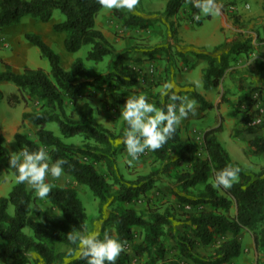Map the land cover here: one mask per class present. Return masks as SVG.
<instances>
[{
	"label": "trees",
	"instance_id": "16d2710c",
	"mask_svg": "<svg viewBox=\"0 0 264 264\" xmlns=\"http://www.w3.org/2000/svg\"><path fill=\"white\" fill-rule=\"evenodd\" d=\"M164 2L162 16L169 26H172L170 19L186 4L190 7L191 18L199 12L193 0ZM101 9L97 0H0V30L19 23L26 15L46 23L50 21L52 11L58 10L64 20L53 23L51 28L54 32L65 33V51L75 53L88 45L87 60L97 64L110 57L114 69H117L124 54L117 53L96 28L95 19ZM115 15L123 19L124 28L147 27V20L132 13L126 12L125 18L118 12ZM201 23V20L195 22L197 26ZM23 38L48 61L50 76L41 68L30 67L15 73L10 64L0 58L3 66L0 83H12L18 91L27 92L28 97L38 105V110L21 115L22 122H28L35 128L37 140L16 132L14 143L18 150L27 148L35 151L45 147L53 161L65 159L64 173L76 185L84 186L91 192L98 200L99 212L106 204L110 207L102 221V229L109 227L112 236L125 242V250L116 264H130L131 257L136 264H233L241 252L238 237L243 229L251 232L256 252L264 250V171L250 173L230 158L216 138L221 126L203 132V158L197 155L198 146L190 139L177 147L180 142L178 126L172 138L161 148L151 151L154 159L165 165V170L170 166L182 169L176 184L183 194L172 191V207L185 217L183 231L176 235L168 210L160 213L156 207H149L146 211L132 207L151 190L155 180L149 176H140L129 184L123 180L114 164L118 152L114 140L118 135L93 121L92 106L85 101L88 89L109 86L112 77L130 86L136 83L137 76L131 71L101 74L86 68L80 58L73 60L65 70L60 56L39 35L25 33ZM251 50V40L239 38L214 47L210 53H193L197 60L205 63L201 75L203 89H217L226 75L232 77L235 56ZM183 61L186 62V59ZM255 62L260 64L258 60ZM191 96L201 111L213 108L197 92L192 91ZM109 98L110 110L126 101L115 92ZM19 101L15 94L8 99L10 106ZM166 104V99L156 101L158 107ZM50 123L56 125L59 135L46 128ZM259 130L258 126L245 129L249 133ZM123 135L119 137L122 139ZM76 137H84L88 141L82 145L65 141ZM4 143L5 139L0 134V162L13 174L15 182L8 195L0 197V260L9 264H28L35 255L42 264H84L75 251L70 252L76 245L67 239V234L73 229L88 233L87 216L76 190L73 187H51L44 200L61 218L49 217L35 204L27 184L17 183L16 172L8 163L12 154ZM251 145L256 152L264 151V140L257 136ZM174 152L176 155L172 158ZM98 165H103L105 170H99ZM226 166L240 167L238 180L229 189L214 187L212 178L215 172ZM198 185L202 187L199 192L185 194ZM123 204L129 207H123ZM10 206L12 214L8 211ZM215 239L219 243L214 255L206 261L197 259L193 250L211 245ZM256 264H264V260H257Z\"/></svg>",
	"mask_w": 264,
	"mask_h": 264
},
{
	"label": "rangeland",
	"instance_id": "374dc122",
	"mask_svg": "<svg viewBox=\"0 0 264 264\" xmlns=\"http://www.w3.org/2000/svg\"><path fill=\"white\" fill-rule=\"evenodd\" d=\"M164 3V0H138L135 9L132 11L127 9L108 10L104 8L100 10L95 19L96 28L106 36V39L113 45L117 53L124 54V58L117 65V69H114L113 59L110 57H106L102 62L97 64L87 60L88 45L82 46L75 53L65 51L63 46V36H65V33L54 32L51 28L53 23L64 20L63 15L58 10L52 11L50 21L46 23L37 20L32 15H26L19 23L7 26L6 31L9 39L1 40L0 56L9 59L13 65L18 64L21 66L23 64L33 69L41 68L50 76L48 61L41 57L39 50L28 43L22 35L24 32L35 33L60 56L61 66L64 69L69 68L72 60L80 58L86 68L101 74H115V71L116 74L118 71L133 72L137 76V81L133 85L126 86L112 77L109 79V86L106 85L102 89H88L85 101L92 106L93 121L102 124L116 136L118 135L114 140V145L118 149L114 164L123 180L128 184L140 176H149L152 180H155L151 190L146 192L132 207L138 211H146L149 207H156L160 213L168 210L171 214L169 219L175 234L180 235L183 231L182 226L185 217L174 210V206L172 207V204H174L172 191L183 194L176 184V178L182 169L170 166L165 170V165L156 161L151 151H146L140 155L139 159L128 164L126 162L127 154L124 150V145L121 143V137H119L121 134H124L126 128V123L120 117V110L123 104H120L116 109H109L111 102L109 95L113 92L123 99H126L131 94L145 95L150 102L156 104V101L162 102L165 99L167 103L169 102L167 96L162 97L160 95L165 82L175 81L180 90L178 94L187 96L189 99H193L191 96V92L193 91L191 86L196 91L203 87L201 80L202 72H200L201 66H195V64L190 66V62L195 60L192 55L195 52H189V49L193 46L186 45L187 47H185L181 45L179 28H181L185 21L190 22L191 25H195L193 26L194 33L192 36L207 39L211 36V31L218 25V17L216 14L215 16L201 14L200 20L202 23L197 26L195 24L196 21L190 17V7L186 4L176 16L170 19L172 26H169V23L162 16ZM216 5L225 21V24L221 26V30H225V34L229 38V41L225 42L234 41L239 38L243 40L250 39L252 50L247 54L235 56L233 65L235 72L232 73V77L230 76V80L226 75L217 89H208L212 93V97L219 102L216 108L213 107L206 110L204 119L195 118L197 116L196 113H198L196 111L195 115L189 114L185 120L195 125L197 129L203 128L204 125H212L213 123L216 127L221 126V133L218 139L229 153L231 159L238 161V155L244 157L243 159L247 161V165L244 166L245 169L250 173H258L261 170L264 171V151L260 153L253 151L251 156L248 157L245 150L248 151L249 147L254 150V147L251 145L252 140L244 143L241 140L235 139V137L248 127H257L249 126V121L258 115V112L252 109L254 105H257L258 101L262 103V107L264 108V0H219L216 2ZM116 12L123 15L129 12L141 17L147 20V27L144 29L134 26L124 28L122 25L123 19L118 18L115 15ZM123 18H125V15ZM235 19L237 20L234 21ZM258 53L263 56V59L254 58V55ZM189 57L193 61H189ZM184 58L186 62L183 61ZM255 60H258L260 64H257ZM198 63L205 66L203 61L196 60V64ZM150 68L152 69L151 72L149 71ZM189 72L192 73L191 84L182 85L180 76L189 74ZM139 80H142L143 84H140ZM8 88L14 90L16 87L10 82L0 83V128L13 121L19 122L20 117H17V111L32 112L38 110L36 101L29 98L27 92L18 91L17 89L10 91ZM12 94L18 95L20 98V101L14 106H10L8 102ZM222 99L226 100V102H223ZM4 119L5 121H3ZM180 126L182 127H180L181 129L187 130L186 121L183 120ZM258 127H260L259 131L262 132L259 138L260 140H264V121ZM46 128L59 135L54 123L47 124ZM191 131L189 134L196 133V137L200 134L198 131ZM19 132L33 141L37 140L35 128L31 124H21ZM185 136L188 135L182 136V140L180 139L177 146L178 148L185 143ZM193 137L198 146L197 155L202 158L205 157L201 141L196 139L195 136ZM65 141L67 143L82 145L87 143L88 140L84 137H76ZM4 145L12 155L19 151L13 138L11 141H5ZM175 155L176 152H174L172 158ZM127 159L131 158L127 157ZM97 168L102 171L105 170L103 165H98ZM210 176L212 178V174ZM14 182L13 174L0 162V197L8 195ZM48 182L51 184V187H73L76 190L77 197L81 201L87 216L88 233L98 231L102 236L105 231L110 232L109 227L105 228V230L102 229V221L106 217L110 207L106 204L102 207L101 212H99L98 200L86 187L76 185L65 173L60 179L53 178L49 179ZM201 189L202 187L198 185L190 191H186L185 194L193 195ZM32 194L35 204L43 213L55 219L61 218L59 213L52 210L45 200L36 198L33 191ZM123 207H129V205L123 204ZM8 211L12 214L11 206ZM25 232H28V230H25ZM238 238L241 252L234 259L233 264H256L257 260H264V250L260 253L256 252L251 232L243 229ZM170 242L169 244H171ZM218 243L219 240L215 239V242L211 245L195 248L193 253L197 259L206 261V259L214 255ZM0 262L2 264H9L5 260H0ZM28 264H42V262L35 255H32ZM130 264H136L133 257H131Z\"/></svg>",
	"mask_w": 264,
	"mask_h": 264
},
{
	"label": "clouds",
	"instance_id": "9594fccd",
	"mask_svg": "<svg viewBox=\"0 0 264 264\" xmlns=\"http://www.w3.org/2000/svg\"><path fill=\"white\" fill-rule=\"evenodd\" d=\"M104 9H127L132 11L138 0H97ZM198 13L193 19L199 21L201 14L215 15L219 12L216 0H193ZM143 84L142 80H139ZM179 88L175 81L165 82L160 95L167 96L168 103L158 107L150 102L145 95H128L121 107L120 117L126 123L121 143L127 154L126 162L133 163L146 151L161 148L176 132L177 126L189 114L195 115L196 101L187 96L179 95ZM256 122H259L257 120ZM9 167L16 172L17 183L27 184L36 198L44 200L51 191L49 179H60L64 175V165L67 161L57 158L54 161L45 147L35 151L27 148L19 150L8 159ZM241 169L239 166H226L215 172L212 178L216 188L229 189L238 180ZM67 239L76 245L74 250L78 259L84 264H116L117 258L125 250V242L105 231L103 235L98 231L85 234L73 229L67 234ZM2 264V262H0Z\"/></svg>",
	"mask_w": 264,
	"mask_h": 264
},
{
	"label": "crops",
	"instance_id": "0c3cea01",
	"mask_svg": "<svg viewBox=\"0 0 264 264\" xmlns=\"http://www.w3.org/2000/svg\"><path fill=\"white\" fill-rule=\"evenodd\" d=\"M217 17H218V20H219V23H218V25L213 29V31H211V36L210 37H208L207 39H205V38H203V39H201L200 37H194V36H192L193 35V33H194V27L193 26H195V25H191V23L190 22H184V24H182V26H181V28H179V38L181 39V45H183V46H185V47H187L186 45H189V46H193V47H191L190 49H189V52H195V53H200V52H204V53H210L211 52V50H213V48L214 47H216V46H218V45H220V44H222V43H224L225 41H229V38L227 37V35L225 34V30L224 31H222L221 30V26L222 25H224L225 24V21H224V18L221 16V14H220V12H218L217 14ZM213 16H215V15H213ZM5 29V30H4ZM6 27H3L2 28V30L0 31V42H1V40H8L9 39V35H8V33H7V31H6ZM63 33V32H62ZM25 34V32L22 34V35H24ZM38 35V34H37ZM105 36V35H104ZM64 37L65 36H63V39H64ZM106 37V36H105ZM46 43V42H45ZM209 43H211L210 45H209ZM184 47V48H185ZM197 48H201V49H197ZM258 58V59H263L262 57L263 56H261V54H256V55H254V58ZM0 58H1V60H3V61H5L6 63H8V64H10L11 65V68H12V71L13 72H15V73H20L22 70H23V68L24 67H26L25 65H13L12 64V62L9 60V59H7V58H5V57H1L0 56ZM253 58V59H254ZM194 61L192 60V58L191 57H189V61H193V62H190V66H192V64H195V66H198V65H200L201 66V70H200V72H202V69L205 67L204 66V64L203 65H201V63H198V64H196V58L194 57ZM73 61V60H72ZM72 61H71V63H72ZM249 62V61H248ZM70 63V64H71ZM70 66V65H69ZM184 66V65H183ZM186 68V67H185ZM187 69V68H186ZM3 70V66L1 65V68H0V71H2ZM65 70H67V69H65ZM188 70V69H187ZM191 76H192V73L191 72H189V74H185V75H182V76H180V79H181V84L182 85H188L189 83L191 84ZM227 77H228V79H229V76L227 75ZM231 78V77H230ZM230 80V79H229ZM2 83V82H1ZM7 83V82H6ZM231 87H233L232 85H231ZM187 88V87H186ZM15 89H17V88H15ZM15 89L14 90H11V89H9L8 88V90H10V91H15ZM191 89L193 90V91H195V92H197L198 94H200L202 97H203V99L207 102V103H210V104H212L213 105V107H215L216 108V105H217V103H219L218 102V100L217 99H214L213 97H212V93L211 92H209V90H205V89H203V87L200 89V90H198V91H196V89L193 87V86H191ZM197 106H196V111L198 112V113H196L197 114V116H195V118H197V119H204L205 118V116H206V114H205V111L206 110H208V109H206V110H204V111H201L200 109H199V105L198 104H196ZM221 105V104H220ZM222 106V105H221ZM220 106V107H221ZM24 112H26V111H20V112H18L17 111V113H16V115H17V117L19 116L20 117V121L19 122H15V121H13L12 123H7L6 124V126H1V128H0V134L4 137V139H5V141H11V139L13 138V136H14V134L16 133V132H19V128H20V125L21 124H24V125H30L28 122H22V120H21V115L24 113ZM234 119V118H233ZM184 121H186V127H187V130L185 131V129H181L182 127L180 126V124L178 125V128L180 129V139L182 140V136L183 135H188V136H185V140L186 141H188L189 139L192 141V142H194L195 144H196V142H195V139H194V137L193 136H195V138L196 139H198V140H200L201 142H202V135H203V132L204 131H206V130H208V129H210V128H215L216 126L214 125V123L212 124V125H204V127L203 128H200V129H197L196 127H195V125H192V124H190L189 122H188V120H185V119H183ZM182 120V121H183ZM235 120V119H234ZM181 127V128H180ZM196 129H197V131L200 133L197 137H196V133L195 134H193L192 133V135L191 134H189L190 133V130H192V131H194V132H197L196 131ZM191 131V132H192ZM221 132H218L217 134H216V138H217V140L219 141V139H218V137H219V134H220ZM262 134V132L261 131H258L257 133H249V132H247V131H243V132H241L237 137H235V139H237V140H241V141H243L244 143L246 142H248V141H250V140H253L256 136L257 137H259L260 135ZM189 137V138H188ZM188 139V140H187ZM185 141V142H186ZM220 142V141H219ZM221 144V143H220ZM222 145V144H221ZM248 145H249V143H248ZM224 148V147H223ZM225 149V148H224ZM226 150V149H225ZM253 151H255V149L254 150H252L250 147H249V149H248V151L247 150H245V152L247 153V155H248V157L249 156H251V153H253ZM226 152H227V150H226ZM228 153V152H227ZM240 153V152H239ZM246 153H243V154H246ZM241 154V153H240ZM228 155H229V153H228ZM230 156V155H229ZM238 157V161L237 160H235L239 165H241L242 167H244V166H246L247 165V161L245 160V159H243L244 157H240L239 155L237 156ZM231 158V157H230ZM234 161V162H235ZM245 168V167H244Z\"/></svg>",
	"mask_w": 264,
	"mask_h": 264
},
{
	"label": "built area",
	"instance_id": "2783aa9c",
	"mask_svg": "<svg viewBox=\"0 0 264 264\" xmlns=\"http://www.w3.org/2000/svg\"><path fill=\"white\" fill-rule=\"evenodd\" d=\"M149 71L151 72L152 69L150 68ZM252 109H254V111H257L258 115L257 117H254L249 121V126H259L264 121V108L262 107V103H259L258 101L257 105H254ZM257 120H259V122H256Z\"/></svg>",
	"mask_w": 264,
	"mask_h": 264
},
{
	"label": "bare ground",
	"instance_id": "6f19581e",
	"mask_svg": "<svg viewBox=\"0 0 264 264\" xmlns=\"http://www.w3.org/2000/svg\"><path fill=\"white\" fill-rule=\"evenodd\" d=\"M3 121H5V119Z\"/></svg>",
	"mask_w": 264,
	"mask_h": 264
}]
</instances>
